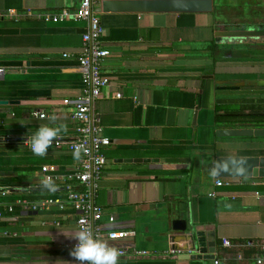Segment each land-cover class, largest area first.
Segmentation results:
<instances>
[{
  "label": "crops",
  "instance_id": "crops-1",
  "mask_svg": "<svg viewBox=\"0 0 264 264\" xmlns=\"http://www.w3.org/2000/svg\"><path fill=\"white\" fill-rule=\"evenodd\" d=\"M93 1L110 52L93 115L111 141L95 203L106 230L133 234L108 244L148 252L118 264H264V179L217 186L215 168L220 157H264L256 142L218 137L216 119L221 101L264 98V36H222L264 32V0ZM80 2L0 0V264H78L63 232L78 231L67 196L80 189L79 161L66 146L41 157L27 144L41 125L76 140L64 101L83 93Z\"/></svg>",
  "mask_w": 264,
  "mask_h": 264
},
{
  "label": "built area",
  "instance_id": "built-area-1",
  "mask_svg": "<svg viewBox=\"0 0 264 264\" xmlns=\"http://www.w3.org/2000/svg\"><path fill=\"white\" fill-rule=\"evenodd\" d=\"M74 17L77 21H83L87 24L86 32L82 37V52L77 57L78 72L83 82V93L74 101H64L67 105L74 107L72 118L77 124L75 128L76 140L65 143L62 136H57L47 151L53 148L61 149L66 146L69 152L79 161V167L73 178L78 182L80 189H71L67 196L74 212L78 214L76 221L78 230H87L99 239L116 243L127 239L133 234L126 231L106 230L102 225L105 211L95 203L99 181L107 164L104 151L110 147L111 141L103 137V129L99 124V120L93 115V107L102 98L103 91L109 86V78L103 70V64L110 56V52L103 46L102 39L105 30L100 16L95 11L93 0H81ZM64 57H69V55H64ZM116 98H123V94L117 93ZM34 116L40 119L47 118L44 112H37ZM27 147L32 153L31 141L28 142ZM77 148L80 149L78 157L74 154ZM43 171H49V167H43ZM225 184H229L228 181L218 180L216 182L217 186ZM0 194L5 195L4 193ZM23 204L25 209L29 208L27 201H24ZM54 205H61V201L48 199L42 204L45 208ZM60 207L63 208L62 205ZM31 208L36 210L37 206ZM3 216V209L0 208V218ZM110 222H114L113 217H110ZM108 245L120 250L119 259L126 257L141 258L148 255L147 251L124 249L116 246V244ZM224 245L229 246L230 243L225 241Z\"/></svg>",
  "mask_w": 264,
  "mask_h": 264
},
{
  "label": "clouds",
  "instance_id": "clouds-1",
  "mask_svg": "<svg viewBox=\"0 0 264 264\" xmlns=\"http://www.w3.org/2000/svg\"><path fill=\"white\" fill-rule=\"evenodd\" d=\"M55 121L56 117H50ZM62 130H66L63 125L51 126L41 125L31 136V151L36 156H44ZM80 149L75 150V155L79 156ZM44 188L55 191V184L51 178H45L41 181ZM69 239H74L76 243L70 250V256L78 264H118L120 250L111 247L102 239L95 237L89 231L81 229L69 235L63 232Z\"/></svg>",
  "mask_w": 264,
  "mask_h": 264
},
{
  "label": "water",
  "instance_id": "water-1",
  "mask_svg": "<svg viewBox=\"0 0 264 264\" xmlns=\"http://www.w3.org/2000/svg\"><path fill=\"white\" fill-rule=\"evenodd\" d=\"M98 13V12H97ZM222 36L237 38L246 36H264V32H229ZM218 137L222 138H264V129L259 130H219ZM216 175L223 179H264V157H220L216 160ZM176 230H186L183 221L174 223Z\"/></svg>",
  "mask_w": 264,
  "mask_h": 264
},
{
  "label": "trees",
  "instance_id": "trees-1",
  "mask_svg": "<svg viewBox=\"0 0 264 264\" xmlns=\"http://www.w3.org/2000/svg\"><path fill=\"white\" fill-rule=\"evenodd\" d=\"M217 116V124L223 130H259L264 129V98H238L227 100ZM245 142L258 143L259 149H264V138H243Z\"/></svg>",
  "mask_w": 264,
  "mask_h": 264
}]
</instances>
